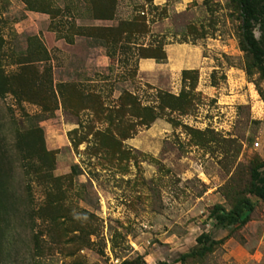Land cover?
Returning a JSON list of instances; mask_svg holds the SVG:
<instances>
[{
  "label": "rangeland",
  "instance_id": "374dc122",
  "mask_svg": "<svg viewBox=\"0 0 264 264\" xmlns=\"http://www.w3.org/2000/svg\"><path fill=\"white\" fill-rule=\"evenodd\" d=\"M240 26L233 0H0V264H264Z\"/></svg>",
  "mask_w": 264,
  "mask_h": 264
},
{
  "label": "trees",
  "instance_id": "16d2710c",
  "mask_svg": "<svg viewBox=\"0 0 264 264\" xmlns=\"http://www.w3.org/2000/svg\"><path fill=\"white\" fill-rule=\"evenodd\" d=\"M102 7L112 8L116 0H95ZM239 8L240 16V44L242 49L247 52L251 60L258 70L261 79L264 82V51L260 47L259 41L254 37L253 27L255 21L260 16V6L257 0H233ZM262 9V8H261ZM99 14L98 20L109 19L111 11L105 10L104 13ZM249 193L257 198L259 201L264 202V163L253 167L250 172V190ZM253 204L249 199L243 198L239 200L231 211L222 216H218L219 222H225L226 224L233 225L237 223H246L248 221V215L253 211ZM200 242V238L197 239Z\"/></svg>",
  "mask_w": 264,
  "mask_h": 264
}]
</instances>
